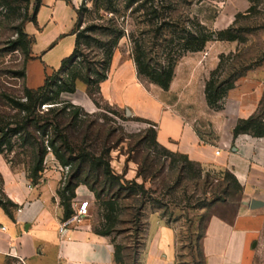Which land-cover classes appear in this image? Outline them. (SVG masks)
<instances>
[{
	"label": "rangeland",
	"instance_id": "1",
	"mask_svg": "<svg viewBox=\"0 0 264 264\" xmlns=\"http://www.w3.org/2000/svg\"><path fill=\"white\" fill-rule=\"evenodd\" d=\"M94 1L80 0L77 4L75 32L93 25L108 26L113 19L124 28L127 37L120 41L115 51L105 82L97 88H88L78 81L74 94L61 96L62 101H68L81 109L76 121L63 117L61 123L76 149V155H104L114 173L121 178V186L105 179L89 164L82 165L80 160L75 161L71 167H63L52 153L45 159L44 172H59L61 189L69 182L73 185L80 183V186L87 188L92 198L89 220L95 230L109 228L103 217L106 213L103 201L113 197L118 200V221L108 238L114 252L120 248L124 264L138 263L146 241L149 217L153 213L159 214L177 231V263L203 264L200 239L206 222L213 214L231 219L236 212L235 203L242 194L241 186L234 182L231 172L213 167L204 168L197 162L191 165L185 159V154L173 152L157 143L153 135V131H157L156 124L136 113L130 106L121 104L122 91L129 88L130 81L135 77L141 82L145 93L155 91L151 83L138 76L132 58V44L128 38L132 32L147 30L148 26L143 23L144 18L140 13L132 14V10L122 9L121 15L114 16L103 10H95ZM173 3L176 8L173 15L198 19L212 30L228 28L236 16L241 14L236 27L246 30L244 35L247 40L243 44L211 42L200 56L186 54L184 57H194L187 61H195L198 69L196 72L191 70L187 61L183 60L184 57L178 62L181 79H188L190 87L182 93L192 95L193 98L183 103H193L189 112H197L202 104L206 82L219 65L222 54L230 57L229 64L232 65L264 59V0H253V3L248 0H173ZM12 5L18 7L17 3ZM34 5L35 0H31L29 18L34 17ZM252 6L253 10L248 13ZM84 7L87 9L85 12L82 10ZM79 12L82 13L81 19ZM21 23V19L12 18L8 8L0 4V113L10 112L3 99L4 94L21 97L26 89L28 59L23 47L17 46L15 42L19 26L28 33V25L33 22ZM68 42L65 40L49 54L47 62H43L57 66H52L55 70L61 68L62 61L73 54L74 47L68 50ZM83 51L91 61L99 58V51L95 48H84ZM33 74V83L37 84L42 77L40 67L33 68ZM248 77L251 79L248 89L260 92L257 112L264 116V62L244 78ZM244 81H238L236 88H242ZM178 99L176 94H171L166 101L174 104ZM47 107L42 109L47 110ZM201 125L210 131L207 123L202 122ZM13 158L14 154L8 157L0 154V196L7 198L1 169H10L27 178L23 165H11L10 160ZM134 184L142 185L143 189H137ZM72 205L74 211L80 204L73 200ZM256 250V264H264V233ZM0 264L23 263L7 259Z\"/></svg>",
	"mask_w": 264,
	"mask_h": 264
},
{
	"label": "crops",
	"instance_id": "2",
	"mask_svg": "<svg viewBox=\"0 0 264 264\" xmlns=\"http://www.w3.org/2000/svg\"><path fill=\"white\" fill-rule=\"evenodd\" d=\"M79 2L42 0L36 22L30 23L27 29L32 38L31 59L26 65L27 88L37 89L47 75L60 69L55 70L52 67L55 65L45 62L65 40L69 41L68 50L75 49ZM193 58L186 56L183 60ZM187 64L191 70H198L195 61ZM35 67L42 71L37 84L32 78ZM179 70L178 66L168 92L152 84L155 91L145 93L135 77L129 88L122 91L121 104L156 124L160 145L185 154L204 168L213 167L235 176L242 189L235 203L236 212L231 219L213 214L207 220L200 239L203 264H256V247L264 233V205L252 209V202L264 204V138L249 135L234 138L233 131L240 119L257 112L260 92L248 89L249 77L242 78L244 86L229 93L223 111L210 110L204 94L200 110L189 112L193 103L183 101L193 98L182 93L190 87L188 79H181ZM171 94L179 98L174 104L166 101ZM202 122L207 123L210 131H206ZM1 172L6 183L5 193L19 208L12 219L0 207V262L12 259L23 264H117L110 239L94 232L89 217L79 226L60 232L64 210L58 195L59 172L46 170L38 185H32L25 175L10 169L4 168ZM86 201L91 204V194L80 186L74 203ZM177 258V231L159 214H151L137 264H178Z\"/></svg>",
	"mask_w": 264,
	"mask_h": 264
},
{
	"label": "trees",
	"instance_id": "3",
	"mask_svg": "<svg viewBox=\"0 0 264 264\" xmlns=\"http://www.w3.org/2000/svg\"><path fill=\"white\" fill-rule=\"evenodd\" d=\"M248 1L253 3V0ZM12 3H17L18 7H13ZM12 3L9 0H0V4L10 11L12 18L22 20L21 24L36 22V14L42 0H35L33 18H29L31 0H13ZM94 4L95 10H103L114 16L119 15L122 9L132 10V14L140 13L148 29L128 35L137 74L165 92L170 90L177 64L186 54L203 52L211 42L243 44L247 40L244 35L246 30L236 27L241 14L236 16L235 21L228 28L212 30L198 19L173 15L176 11L173 0H96ZM253 8L252 6L248 13ZM82 10L87 11L85 7ZM81 17L82 13L79 12V18ZM20 26L15 44L23 47L29 61L32 38ZM76 35L73 54L62 61L58 71L46 76L43 86L37 89H29L26 86L21 97L3 95L10 112L0 113V154L7 157L14 154V158L10 160L11 165H23L27 179L32 185L39 184L45 170V159L52 153L63 167H71L75 161L80 160L82 165L89 164L105 179L121 186V178L114 173L104 155L94 156L88 153L76 155V149L61 119L66 117L76 121L81 109L68 101H62L61 96L74 94L78 81L88 88H97L105 82L108 79L115 51L120 41L127 36L124 28L113 19L109 21L108 26L93 25ZM84 48L97 49L99 58L95 61L89 60V56L83 51ZM229 60V56L224 54L220 56L219 65L212 71L205 85L207 105L216 112L224 110L226 99L229 93L236 89L238 81L264 62L261 58L247 64L232 65L229 64ZM44 106L49 107L44 110L42 109ZM233 134L234 138L240 135L264 138V116L256 112L247 119H240ZM153 135L157 142V131H153ZM184 157L192 165L193 161L186 155ZM232 178L240 185L235 176ZM80 185L69 182L58 191L64 210L63 220L69 219L74 212L72 202ZM134 187L143 189L142 185L134 184ZM103 205L106 212L103 217L109 228L94 229V232L99 236L109 237L118 221L120 205L114 197L103 201ZM0 207L12 219L14 212L19 208L4 195L0 196ZM114 260L117 264H124L120 248L114 252Z\"/></svg>",
	"mask_w": 264,
	"mask_h": 264
},
{
	"label": "built area",
	"instance_id": "4",
	"mask_svg": "<svg viewBox=\"0 0 264 264\" xmlns=\"http://www.w3.org/2000/svg\"><path fill=\"white\" fill-rule=\"evenodd\" d=\"M219 154H220V151L217 150L216 155H219ZM89 204L90 203L88 201L80 203V205L77 207V209L74 210L73 214L71 215L69 219L62 220L60 232L63 233L71 227H77L86 218H88L89 208H90Z\"/></svg>",
	"mask_w": 264,
	"mask_h": 264
},
{
	"label": "water",
	"instance_id": "5",
	"mask_svg": "<svg viewBox=\"0 0 264 264\" xmlns=\"http://www.w3.org/2000/svg\"><path fill=\"white\" fill-rule=\"evenodd\" d=\"M264 204H260L258 201H253L252 202V209H256L259 207H262Z\"/></svg>",
	"mask_w": 264,
	"mask_h": 264
}]
</instances>
